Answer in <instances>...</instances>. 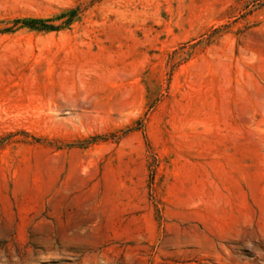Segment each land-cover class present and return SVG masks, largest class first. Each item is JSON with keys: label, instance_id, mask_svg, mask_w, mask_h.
<instances>
[{"label": "rangeland", "instance_id": "1", "mask_svg": "<svg viewBox=\"0 0 264 264\" xmlns=\"http://www.w3.org/2000/svg\"><path fill=\"white\" fill-rule=\"evenodd\" d=\"M0 264H264V0H0Z\"/></svg>", "mask_w": 264, "mask_h": 264}, {"label": "trees", "instance_id": "2", "mask_svg": "<svg viewBox=\"0 0 264 264\" xmlns=\"http://www.w3.org/2000/svg\"><path fill=\"white\" fill-rule=\"evenodd\" d=\"M22 22L24 25H26L30 28H36L37 24H42V26H40V27H44L43 29H52L51 28L52 26H47L46 24H44L45 22L42 19H36V18L26 19V20H23Z\"/></svg>", "mask_w": 264, "mask_h": 264}]
</instances>
